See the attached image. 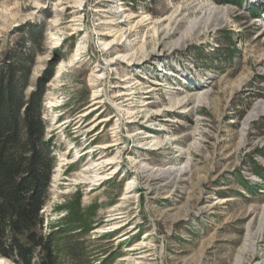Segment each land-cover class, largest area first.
I'll return each mask as SVG.
<instances>
[{
    "label": "rangeland",
    "instance_id": "1",
    "mask_svg": "<svg viewBox=\"0 0 264 264\" xmlns=\"http://www.w3.org/2000/svg\"><path fill=\"white\" fill-rule=\"evenodd\" d=\"M209 4L224 27L171 48ZM21 45L29 91L52 73L44 233L90 264H235L250 229L239 264H264V113L241 136L264 100V0H0V61ZM170 166L175 184L142 172Z\"/></svg>",
    "mask_w": 264,
    "mask_h": 264
},
{
    "label": "trees",
    "instance_id": "2",
    "mask_svg": "<svg viewBox=\"0 0 264 264\" xmlns=\"http://www.w3.org/2000/svg\"><path fill=\"white\" fill-rule=\"evenodd\" d=\"M35 32L30 30L32 39ZM34 64L25 45L0 61V256L14 264H64L62 254H70V264H90L77 247L64 243L62 230L43 232L42 210L56 165L42 117L52 73L29 91Z\"/></svg>",
    "mask_w": 264,
    "mask_h": 264
},
{
    "label": "bare ground",
    "instance_id": "3",
    "mask_svg": "<svg viewBox=\"0 0 264 264\" xmlns=\"http://www.w3.org/2000/svg\"><path fill=\"white\" fill-rule=\"evenodd\" d=\"M229 12L227 6L209 4L202 9L201 15L188 20L186 23V27L180 32V35L175 39V41L171 44V48L181 47L187 40L194 41L195 38L202 32H205L210 27L212 29L222 28L224 27V23L226 22V17ZM244 79H240L242 83ZM196 100L198 103H201L203 99H206L208 95V90H201L196 93ZM264 113V100L258 101L253 108L250 110L248 115L244 118L242 122V130L241 136L246 133L247 125L251 122L258 114ZM142 172L147 173L148 178H152L154 180H159L163 182L164 185L167 184H175L177 181L181 180L182 176L185 174V168H164V169H156L155 171H147L142 170ZM252 233L250 229H248L247 234L245 236L244 245L240 250L236 263L239 264L241 261V256L246 253V251L252 247Z\"/></svg>",
    "mask_w": 264,
    "mask_h": 264
}]
</instances>
